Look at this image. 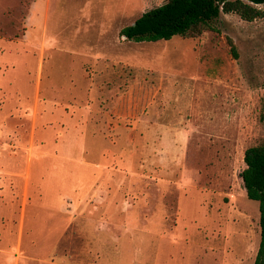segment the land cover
Here are the masks:
<instances>
[{
    "label": "rangeland",
    "instance_id": "obj_1",
    "mask_svg": "<svg viewBox=\"0 0 264 264\" xmlns=\"http://www.w3.org/2000/svg\"><path fill=\"white\" fill-rule=\"evenodd\" d=\"M166 1L0 0V264H254L264 16L120 36Z\"/></svg>",
    "mask_w": 264,
    "mask_h": 264
},
{
    "label": "trees",
    "instance_id": "obj_2",
    "mask_svg": "<svg viewBox=\"0 0 264 264\" xmlns=\"http://www.w3.org/2000/svg\"><path fill=\"white\" fill-rule=\"evenodd\" d=\"M254 5H264V0H167L123 28L120 36L136 43L169 41L176 36L197 39L213 31L212 23L222 14H237L248 22L263 17L264 11ZM229 44L237 56L233 41ZM244 162L241 178L247 197L259 203L260 211V245L254 264H264V142L246 149Z\"/></svg>",
    "mask_w": 264,
    "mask_h": 264
},
{
    "label": "crops",
    "instance_id": "obj_3",
    "mask_svg": "<svg viewBox=\"0 0 264 264\" xmlns=\"http://www.w3.org/2000/svg\"><path fill=\"white\" fill-rule=\"evenodd\" d=\"M135 23V22H134ZM133 23V24H134ZM123 38H125V37H123ZM119 58H115L114 60H111V61H113V62H117V60H118ZM71 128L73 127V130H75V131H78V130H76V128L74 127V121L72 120L71 122ZM72 133H70V135H71ZM75 135V134H74ZM75 137H77L76 135H75ZM4 170V167H2V166H0V173H2V172H4L3 171ZM4 175V174H3ZM3 175H1L0 174V183H1V181H2V177L1 176H3Z\"/></svg>",
    "mask_w": 264,
    "mask_h": 264
},
{
    "label": "built area",
    "instance_id": "obj_4",
    "mask_svg": "<svg viewBox=\"0 0 264 264\" xmlns=\"http://www.w3.org/2000/svg\"><path fill=\"white\" fill-rule=\"evenodd\" d=\"M255 7H257L258 9H260L261 5H254Z\"/></svg>",
    "mask_w": 264,
    "mask_h": 264
}]
</instances>
